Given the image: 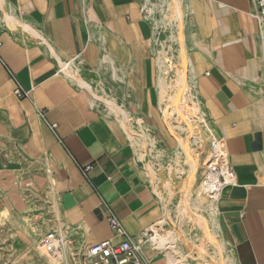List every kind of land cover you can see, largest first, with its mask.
<instances>
[{
	"label": "crops",
	"instance_id": "obj_1",
	"mask_svg": "<svg viewBox=\"0 0 264 264\" xmlns=\"http://www.w3.org/2000/svg\"><path fill=\"white\" fill-rule=\"evenodd\" d=\"M189 1V80L236 174L215 201L212 225L227 264H264L256 7L253 0ZM161 67L139 0H0V203L23 212L48 196L80 244L114 239L109 209L130 236L152 232L163 206L125 124L167 137ZM17 84L29 98L15 95ZM149 243L145 260L168 264Z\"/></svg>",
	"mask_w": 264,
	"mask_h": 264
},
{
	"label": "rangeland",
	"instance_id": "obj_2",
	"mask_svg": "<svg viewBox=\"0 0 264 264\" xmlns=\"http://www.w3.org/2000/svg\"><path fill=\"white\" fill-rule=\"evenodd\" d=\"M178 1L180 13L183 15L180 14V20L175 15L179 14L175 13L178 10L176 8L177 4L173 0H139L144 15L152 24L154 45L158 55H161L160 61H163L162 65L170 66L169 80L171 87L168 92H162L163 96H165L164 93L168 94L164 97L166 103L163 110V121L167 128L165 130L167 137L164 139L158 135L156 130H146L141 126L138 127H141L140 129L134 130L128 122L125 126L134 148L138 150L144 162L154 193L156 194L157 185L161 192L162 200L157 194L156 196L161 200L163 212L164 208L168 209L170 216L168 230H177L181 237L179 243L184 254L187 255L188 251H193L194 248V251L198 252L188 258V263L190 264L193 261L194 264H220L219 259L226 261L225 251L223 253L219 252L220 249L217 250L219 245L215 246L209 241L211 239L206 238L205 233L202 231L203 227L199 228L195 222L196 219H193L190 215L183 216L181 214L180 206L183 198H185L183 192L189 176V163L179 138H183L184 141L186 140L187 143L192 145V151L196 153L199 160L197 177L196 180H193L194 185L189 194L191 204L199 197L198 195L204 193L202 174L210 157L211 146L215 141L195 118L198 114L194 110L196 106L199 108V112L205 114L192 82L189 80L190 63H187L189 61L184 58L185 55L189 57L188 54L190 53L188 49V37L192 29L190 1ZM179 33L184 35H182L184 47L179 41ZM182 50H184V54ZM179 67L183 69L182 73H179ZM181 74L187 76L189 97L185 99V103L181 100L172 104L174 99L178 98L175 94L180 93L181 87H179V84L181 81L179 80L182 77ZM192 110L194 111L192 112ZM165 113L171 115L170 118L173 120L174 127L177 128L176 130L172 128L169 120L167 122V119L170 118H167ZM189 118L193 123H196L195 126L198 125L196 129L194 127L190 128L189 133L180 131L179 127L183 125L182 122ZM200 130L203 137L205 136L204 140L200 143H194L199 135L201 136ZM139 135H143L145 140L147 139V145L137 137ZM202 197L206 203L212 200L210 195L203 194ZM197 213L203 216L207 222L205 231L208 234L213 233L217 243L223 246L222 239L216 235L212 225L213 218L216 219L215 208L208 209L206 205H203V209L198 210ZM178 223H181V227L178 226ZM50 233H56L63 240V247L61 246L59 252L55 255L46 253L41 245L45 236ZM152 233L150 232L148 237H151ZM78 236L79 233L76 228L68 223L55 202L48 196L40 195L37 199H33L27 210L23 212H12L7 205L0 203V264H87L83 258V253L91 244H80ZM192 241H194V244ZM199 254H205L206 256L201 257Z\"/></svg>",
	"mask_w": 264,
	"mask_h": 264
},
{
	"label": "built area",
	"instance_id": "obj_3",
	"mask_svg": "<svg viewBox=\"0 0 264 264\" xmlns=\"http://www.w3.org/2000/svg\"><path fill=\"white\" fill-rule=\"evenodd\" d=\"M253 3L256 7L254 17L258 21L260 29L264 86V0H253ZM72 62L66 64L60 72H68L72 67ZM15 95L18 98H29L28 93L19 84H17ZM55 127L53 126V128ZM205 165L202 174V187L207 188L211 196L218 197L226 187L235 185L236 174L230 166L228 156L221 142H213L210 157ZM91 169V167H87L85 172H89ZM108 212L107 221L114 234V239L89 246L83 253L85 262L87 264H149L143 256V250L149 242L150 232H146L140 237L130 236L118 216L111 209ZM62 244L63 240L56 233H50L45 236L41 245L46 253L55 255L59 252Z\"/></svg>",
	"mask_w": 264,
	"mask_h": 264
},
{
	"label": "bare ground",
	"instance_id": "obj_4",
	"mask_svg": "<svg viewBox=\"0 0 264 264\" xmlns=\"http://www.w3.org/2000/svg\"><path fill=\"white\" fill-rule=\"evenodd\" d=\"M175 1V4H177L176 5V8H177V10L178 11H176L175 13H178L179 15H177V14H175L176 16H177V19L179 18V20H180V14L182 15V13H180V10H179V8L180 7H178L179 5H178V0H173V2ZM171 4H172V2H171ZM181 6V5H180ZM173 7H175V6H173ZM175 10V9H174ZM183 16V15H182ZM181 16V17H182ZM175 17V16H174ZM181 23V22H180ZM181 33V32H180ZM179 33V38H180V43H181V45H183L184 43V39H183V37H182V35ZM184 36V35H183ZM183 43V44H182ZM183 47H184V45H183ZM182 53L184 54V50H182ZM161 56V55H160ZM159 56V57H160ZM181 56H182V54H181ZM163 58V57H162ZM184 58H186L189 62H187V63H190V60H189V57H187V55H185L184 56ZM161 59V58H160ZM182 59V58H181ZM163 62V61H162ZM162 62H161V64H162ZM181 63H183V62H181ZM183 65V64H182ZM187 65V64H186ZM161 66V65H160ZM190 66V65H189ZM169 67L170 66H164V64L162 65V67L161 68H163V73H165L164 75H165V77L164 76H162V77H164V80H162V83H161V85H162V87H163V91L164 92H168L169 90H170V80H169V74H170V70H169ZM183 67V66H182ZM187 67V66H186ZM181 68L179 67V73L181 72L182 73V71H183V69H181ZM185 71V70H184ZM70 72V71H69ZM73 72V71H72ZM71 72V73H72ZM186 72V71H185ZM68 74V73H67ZM184 74V73H183ZM183 74H181L182 75V77H181V79L179 80V81H181V83L178 85L179 87H181L180 88V93L179 94H175L178 98L176 99H174V101L172 102V104H175V103H177V102H179V101H183L184 103H185V99L186 98H188L189 97V92H188V89H187V87H188V85H187V76L186 75H183ZM161 82V81H160ZM189 84V83H188ZM161 85H160V88H161ZM177 86V88H179ZM164 87H165V90H164ZM175 89V88H174ZM162 90V89H161ZM190 90V89H189ZM192 91V90H191ZM175 93H177V92H175ZM165 94V96H163V97H166L168 94H166V93H164ZM178 95H180V96H178ZM175 96V97H176ZM186 109H187V107H186ZM164 110V109H163ZM194 110H196L197 112H198V114L196 115V120L201 124V125H203L204 126V128L206 129V131H208V133L212 136V139L215 141V142H218V140L213 136V134H212V131H211V127H210V125H209V123L207 122V120H206V118H205V116L201 113V112H199V108H197V106L195 107V109ZM194 110H192V112L194 111ZM165 116L167 117V118H170V116H169V113H165ZM171 119V118H170ZM167 119V122H169L170 121V124H172V128L174 129V130H176L177 128H175L174 127V125H173V120L171 119ZM169 120V121H168ZM174 122H175V120H174ZM177 122V121H176ZM180 123V122H179ZM182 126L181 127H179V129H180V131H185V132H187V133H189L190 131L189 130H191L190 128H192V127H194L195 129H196V127L198 126V125H194V124H196V123H193V121L189 118V119H185L183 122H182ZM202 129V128H201ZM201 131V130H200ZM200 133V132H199ZM206 133V132H205ZM197 135V134H196ZM145 136V135H144ZM138 138H140L141 139V141H142V143H145L146 145H147V139L145 140V138L143 137V135H139V136H137ZM190 137H191V135H190ZM192 137H194V136H192ZM205 137V136H204ZM204 137H203V135H202V131H201V136L199 135V138H197L195 141H194V143H200V142H203V140H204ZM179 140H180V142L183 144V145H181L182 146V148H183V150H184V152L187 154V157H188V163H189V176H188V179L186 180V183H185V189H184V192H183V195L185 196V198H183V201H182V205L180 206L181 207V214L183 215V216H185V215H190V216H192L193 217V219H196V224L199 226V228L200 227H203V229H202V231L205 233V236H206V238L207 239H211V240H209V241H211L215 246H217V245H219L218 246V248H217V250L218 249H220L219 250V252H221V253H223L225 250L223 249V246H222V244L220 245V243H217V241H216V238L214 239V234L213 233H210V234H208L206 231H205V227H206V221H205V219L203 218V216H201V215H198V213H197V211L198 210H202L203 209V205H206V207L208 208V209H210V208H215V201L217 200V198L218 197H213L212 196V200L211 201H209L208 203H206L205 202V199L202 197V195L203 194H205V195H210L211 196V194L210 193H208V189L207 188H204V187H202V189L204 190V193L202 192L200 195H198L199 197H197L196 199H195V201H193V203L191 204V198H189V194H190V192L192 191V187H193V181H192V175L196 172V170H197V168H198V162H199V160H198V156L196 155V153H193V151H192V148H191V146L192 145H190L189 143H187V141L185 140L184 141V139L183 138H179ZM207 142V141H206ZM204 144V143H203ZM201 147H202V145H201ZM197 156V157H196ZM158 186V185H157ZM157 186H156V194H157V196H159L160 198H161V200L163 199V197H162V195H161V192L159 191V189L157 188ZM192 196V195H191ZM209 197V196H208ZM160 200V201H161ZM208 200V199H207ZM170 216H169V212H168V209H165L164 208V212H163V219L162 220H160V221H158L155 225H153V226H151L150 228H149V230H151L153 233L151 234V237H149V246L150 247H152V249H154V250H157V251H159V252H164L165 253V255H166V257L168 258V264H189L188 263V258L190 257V256H193L194 254H196V250L194 251V249H193V251H188L189 253L186 255V254H184L183 252H182V249H181V247H180V239H181V237H180V235L178 234V232H177V230H168V228H167V226H168V222H169V220H170V218H169ZM187 217V216H186ZM194 221V220H193ZM214 222V221H213ZM212 222V223H213ZM178 226H180L181 227V223H178ZM188 234V233H187ZM186 234V235H187ZM182 235H184V234H182ZM185 236V235H184ZM191 237V236H190ZM186 240H188L187 238H186ZM191 242V241H190ZM193 242V244H194V241H192ZM208 243V242H207ZM212 244V245H213ZM182 245V244H181ZM194 246V245H193ZM63 247V246H62ZM196 247V246H195ZM198 253V252H197ZM201 257L202 256H206L205 254H199ZM55 258H57V257H55ZM208 258V257H207ZM208 260V259H207ZM227 261V260H226ZM224 259H219V262H220V264H227V262H226ZM219 264V263H218Z\"/></svg>",
	"mask_w": 264,
	"mask_h": 264
}]
</instances>
